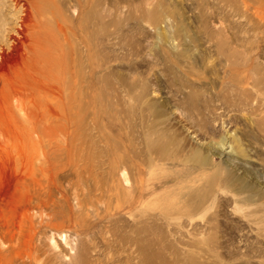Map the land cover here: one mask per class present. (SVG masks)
<instances>
[{"label": "rangeland", "instance_id": "rangeland-1", "mask_svg": "<svg viewBox=\"0 0 264 264\" xmlns=\"http://www.w3.org/2000/svg\"><path fill=\"white\" fill-rule=\"evenodd\" d=\"M9 4L0 264H264V0H98L81 108Z\"/></svg>", "mask_w": 264, "mask_h": 264}, {"label": "bare ground", "instance_id": "bare-ground-1", "mask_svg": "<svg viewBox=\"0 0 264 264\" xmlns=\"http://www.w3.org/2000/svg\"><path fill=\"white\" fill-rule=\"evenodd\" d=\"M69 1L9 0L10 4L7 5V11L11 13L10 10L12 9L16 15L13 25L16 28L13 32H18V38H13V42L8 46V50L10 52L16 50L20 42L19 40L23 38L22 33L25 29L30 28L38 36L39 46L43 49L42 53L47 58L49 66L54 71H59L61 79L66 82L74 79V83L70 84V88L67 91L68 100L71 105L81 108L80 99L83 95L81 96L80 93H76L74 87L76 86L75 80L80 81L83 79L82 62L85 60V57L83 52L80 51L76 43L72 40V37L75 36V26H77L76 28L81 33L79 44L87 45L90 42V46L92 45L93 47L92 51H89V49L85 55L91 61V68L90 66L89 68L91 69V74H93L92 84L96 88L98 65L96 64L97 51L95 48L97 46V35L100 33L98 32L100 31L98 0H75L74 5H70ZM89 21L92 23H90L92 26L91 29L88 28L90 26ZM3 27L2 31L4 30ZM3 55L4 52L1 51L0 58ZM111 171L113 172V170ZM122 175H124L123 172ZM69 250V253H72L74 248H70ZM40 257L41 255L39 254L33 255L31 264H35ZM82 257L84 258V254ZM57 258L58 254L50 257L54 262H57Z\"/></svg>", "mask_w": 264, "mask_h": 264}]
</instances>
